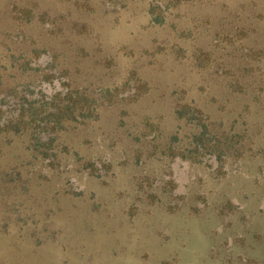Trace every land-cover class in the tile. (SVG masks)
Masks as SVG:
<instances>
[{"label":"rangeland","instance_id":"374dc122","mask_svg":"<svg viewBox=\"0 0 264 264\" xmlns=\"http://www.w3.org/2000/svg\"><path fill=\"white\" fill-rule=\"evenodd\" d=\"M10 87L114 96L0 138V264H264V0H0Z\"/></svg>","mask_w":264,"mask_h":264},{"label":"trees","instance_id":"16d2710c","mask_svg":"<svg viewBox=\"0 0 264 264\" xmlns=\"http://www.w3.org/2000/svg\"><path fill=\"white\" fill-rule=\"evenodd\" d=\"M32 57L23 54L15 57L20 61L18 69L21 73L27 70L26 65ZM43 77L45 80L46 77L51 78L47 74H43ZM62 91L49 96L41 94L39 99H31L32 90L28 88L24 92H18L16 87L8 88L5 96L0 97V138L27 134L32 155H39L45 160L54 144L60 143L63 131L69 130L75 122H82L85 118H98L101 108L105 107L103 102L109 106L112 101L110 97L114 96L106 94V90L93 97L77 89ZM53 155L57 157L56 154Z\"/></svg>","mask_w":264,"mask_h":264}]
</instances>
